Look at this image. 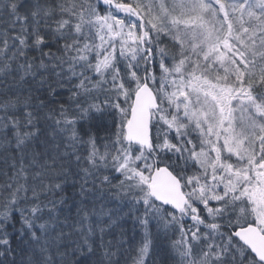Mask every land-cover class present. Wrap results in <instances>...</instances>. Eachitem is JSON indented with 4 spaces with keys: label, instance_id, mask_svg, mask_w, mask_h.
<instances>
[{
    "label": "snow or ice",
    "instance_id": "snow-or-ice-1",
    "mask_svg": "<svg viewBox=\"0 0 264 264\" xmlns=\"http://www.w3.org/2000/svg\"><path fill=\"white\" fill-rule=\"evenodd\" d=\"M152 13L0 0V264H264V53L213 83Z\"/></svg>",
    "mask_w": 264,
    "mask_h": 264
},
{
    "label": "rangeland",
    "instance_id": "rangeland-1",
    "mask_svg": "<svg viewBox=\"0 0 264 264\" xmlns=\"http://www.w3.org/2000/svg\"><path fill=\"white\" fill-rule=\"evenodd\" d=\"M153 1L157 2L159 12L152 13V15L163 22L162 29H164L163 26L165 24H169L171 26L170 29L177 28L174 29L177 32L176 36H171L170 40L175 39L180 42L185 39L192 42L189 48L183 46V43L180 44L181 50L187 53L186 61L198 66L196 68L197 73H202L206 80L213 83L238 86L232 76L233 73H236V70H228V58L231 55L233 63L237 51H242L249 55L256 53V42L264 37V27L263 29L260 27L258 29L256 25L254 29L257 30V36L251 37V33L247 31L246 26L242 28L245 31L244 33L237 31L235 26L237 22L241 24V20H243L242 22H247L248 19L244 16L259 18L261 14H264V0ZM226 41L231 44V50L226 46ZM169 50L171 51V49ZM221 55L224 57L222 64L217 59ZM217 76H226L227 80L223 78L217 80ZM193 98L195 99L194 94ZM200 101L197 106L203 107L208 112L210 121L215 125L219 117V107L216 101L211 96L207 98L201 96ZM214 106L217 111L212 108ZM234 106L235 132L241 138H244L245 135L250 137L253 134V130L259 128L261 123L253 114L255 112L254 103L248 100L242 106L241 101L236 100L234 101ZM249 107L253 108V113L248 111ZM247 147L251 148V144L249 143Z\"/></svg>",
    "mask_w": 264,
    "mask_h": 264
},
{
    "label": "trees",
    "instance_id": "trees-1",
    "mask_svg": "<svg viewBox=\"0 0 264 264\" xmlns=\"http://www.w3.org/2000/svg\"><path fill=\"white\" fill-rule=\"evenodd\" d=\"M146 2L149 3L150 5H153V13H155V12L158 13L159 12V10H158V7L159 6L156 4L157 2H154L153 0H146ZM244 17L248 19L247 22H242L243 20H241V24H240V22H237V24L235 26V29L237 31H239V32H243L244 33L245 31L242 28H243V26H246L247 27L246 28L247 31H249L251 33V37H256L257 36L256 31L257 30L254 29V27L257 25L258 29H259V27L261 29H263V27H264V14H261L259 16V18H256V17L254 18V16H248V17L244 16ZM155 22L158 24V27H160V30L162 32H168L169 38H171V36L172 37H175L176 36L177 32H175L174 29H177V28H172L171 31H169V27H171L169 24H167V25L165 24L163 26L164 29H162L163 22L157 20L156 18H155ZM261 37H262V35H261ZM180 43H183V46H185L186 48H189L190 45L192 44V42H190L188 40H185V39L184 40H181ZM256 43H257L256 44L257 45V49H259V52H257V50L255 49L256 50V53L258 55L260 53H264V37L261 38V39H259ZM196 48H197V46H196ZM200 54H203V53H200ZM232 59H233V57L230 55V57L228 58V65H229L228 66V70H236V66H235V64L232 63ZM214 107H212V108L215 111H217L216 107L215 108ZM212 108H210V109H212ZM213 116H215V115H213ZM210 118L212 119L211 115H210Z\"/></svg>",
    "mask_w": 264,
    "mask_h": 264
}]
</instances>
